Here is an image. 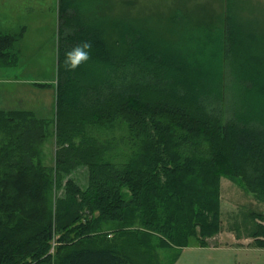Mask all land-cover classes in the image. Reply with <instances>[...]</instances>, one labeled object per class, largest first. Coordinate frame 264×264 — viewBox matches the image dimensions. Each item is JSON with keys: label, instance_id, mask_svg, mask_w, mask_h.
Here are the masks:
<instances>
[{"label": "trees", "instance_id": "16d2710c", "mask_svg": "<svg viewBox=\"0 0 264 264\" xmlns=\"http://www.w3.org/2000/svg\"><path fill=\"white\" fill-rule=\"evenodd\" d=\"M109 1L58 0L53 120L0 109V264H158L220 231L222 177L264 197V18L226 0L209 19L172 9L161 30ZM22 36L0 34V67Z\"/></svg>", "mask_w": 264, "mask_h": 264}, {"label": "rangeland", "instance_id": "374dc122", "mask_svg": "<svg viewBox=\"0 0 264 264\" xmlns=\"http://www.w3.org/2000/svg\"><path fill=\"white\" fill-rule=\"evenodd\" d=\"M114 2L122 4V10L131 17L146 16L151 26L163 30L172 9H185L194 16L209 19L225 11L226 0H112L106 7H112ZM235 2L248 7L241 14L264 18V0ZM57 14L58 0H0V34H16L23 29V36L12 49L17 54V65L0 67V109L30 110L38 118L54 119ZM48 129L51 131L52 126ZM121 134L114 131L108 136L114 135L117 139ZM55 148L53 139L43 147L47 165L53 163ZM71 177L80 187H85V168H77ZM220 203V231L205 239L206 246H198L193 241L191 246L177 249L178 254L176 248L156 249L158 264H170L174 256L173 264H264V247L254 236L264 228V197L246 191L237 181L222 177ZM104 233L108 237L113 234L112 230Z\"/></svg>", "mask_w": 264, "mask_h": 264}, {"label": "clouds", "instance_id": "9594fccd", "mask_svg": "<svg viewBox=\"0 0 264 264\" xmlns=\"http://www.w3.org/2000/svg\"><path fill=\"white\" fill-rule=\"evenodd\" d=\"M91 45L89 43H83L82 45H78L70 51L65 53L64 64L68 70H74L81 63L87 61L89 59V52Z\"/></svg>", "mask_w": 264, "mask_h": 264}, {"label": "crops", "instance_id": "0c3cea01", "mask_svg": "<svg viewBox=\"0 0 264 264\" xmlns=\"http://www.w3.org/2000/svg\"><path fill=\"white\" fill-rule=\"evenodd\" d=\"M209 246V245H208Z\"/></svg>", "mask_w": 264, "mask_h": 264}]
</instances>
